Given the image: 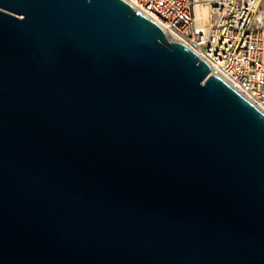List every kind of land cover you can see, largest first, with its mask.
I'll return each instance as SVG.
<instances>
[{"label": "water", "instance_id": "1", "mask_svg": "<svg viewBox=\"0 0 264 264\" xmlns=\"http://www.w3.org/2000/svg\"><path fill=\"white\" fill-rule=\"evenodd\" d=\"M0 264H264V114L122 0H0Z\"/></svg>", "mask_w": 264, "mask_h": 264}, {"label": "built area", "instance_id": "2", "mask_svg": "<svg viewBox=\"0 0 264 264\" xmlns=\"http://www.w3.org/2000/svg\"><path fill=\"white\" fill-rule=\"evenodd\" d=\"M264 114V0H122Z\"/></svg>", "mask_w": 264, "mask_h": 264}]
</instances>
